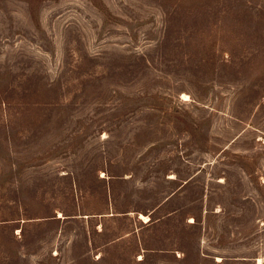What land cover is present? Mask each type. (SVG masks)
Wrapping results in <instances>:
<instances>
[{
  "label": "rangeland",
  "instance_id": "374dc122",
  "mask_svg": "<svg viewBox=\"0 0 264 264\" xmlns=\"http://www.w3.org/2000/svg\"><path fill=\"white\" fill-rule=\"evenodd\" d=\"M0 264H264V0H0Z\"/></svg>",
  "mask_w": 264,
  "mask_h": 264
},
{
  "label": "bare ground",
  "instance_id": "6f19581e",
  "mask_svg": "<svg viewBox=\"0 0 264 264\" xmlns=\"http://www.w3.org/2000/svg\"><path fill=\"white\" fill-rule=\"evenodd\" d=\"M142 216L145 217L144 215H142ZM140 217H141V216H140ZM143 217H142V218H143ZM145 218H146V217H145ZM146 219H147V218H146ZM146 219H145V220H146Z\"/></svg>",
  "mask_w": 264,
  "mask_h": 264
}]
</instances>
